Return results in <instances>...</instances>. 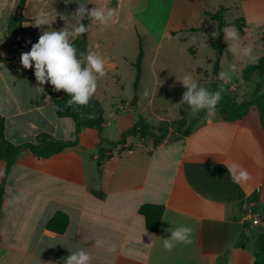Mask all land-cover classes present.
Masks as SVG:
<instances>
[{"label": "crops", "instance_id": "obj_1", "mask_svg": "<svg viewBox=\"0 0 264 264\" xmlns=\"http://www.w3.org/2000/svg\"><path fill=\"white\" fill-rule=\"evenodd\" d=\"M108 6L118 8L117 22L102 29L89 19L86 38V54L95 52L106 62V75L94 94L103 108V137L119 139L142 113L128 107L124 97L115 99L123 75L134 81L139 39L143 56L137 91L150 88L143 107L148 114L143 117H156L152 126L175 120L163 106L153 105L157 86L181 85L177 79L189 73L198 83H209L217 55L213 33L219 34L218 21L210 16L215 12L225 23L215 81L239 101L263 93L264 79L256 74L245 79L242 70L264 54V0H110ZM77 7V0H25L22 6L19 0H0V116L4 136L13 143L34 141L43 131L74 138V121L56 115L50 95L32 68L22 67L20 57L21 46L28 40L30 51L48 28L32 26L38 10L57 13L51 28L59 30L76 22L72 14ZM236 19L244 22L241 33L232 24ZM229 27L237 30L243 46L252 47L254 62L227 51L224 29ZM233 64L236 71L230 69ZM221 71L230 76L228 82L219 80ZM51 90L59 95L53 86ZM199 113L191 119L187 135L169 128L156 145L153 137L138 134L126 137L128 149L102 143L113 155L103 161L100 178L99 135L94 128H80L76 145L48 158L20 156L5 181L0 264H64L71 252L81 249L92 256L91 264H252L256 238L264 230L261 114L256 104L237 120H226L217 106L212 115L207 110ZM179 114L177 119L184 118L183 110ZM233 163L248 171L247 182L234 181L227 169ZM4 167L0 160V179ZM144 202L164 205L156 232L145 228L137 211ZM56 210L69 217L63 233L45 227ZM179 225L192 227V243L165 250L163 239L170 236L165 230ZM97 240L102 246H96ZM112 245L116 251H107Z\"/></svg>", "mask_w": 264, "mask_h": 264}, {"label": "clouds", "instance_id": "obj_2", "mask_svg": "<svg viewBox=\"0 0 264 264\" xmlns=\"http://www.w3.org/2000/svg\"><path fill=\"white\" fill-rule=\"evenodd\" d=\"M69 2V0H65ZM78 7L72 14L76 21L72 25H66L64 28L54 30L51 28L52 23L57 18L45 8L38 10L33 16L32 26L41 28L47 25V30L42 29V34L38 42L32 44L30 51L22 53L20 63L24 69L34 67V75L40 85L49 83L54 90L59 92L63 90L70 100L69 105L78 104L81 106L88 105L90 99L94 96L98 87V80L106 75V62L95 52L87 54L80 53L79 58L77 49L72 41L88 31V28L82 22L85 18L99 23L102 29L116 23L119 17L118 8L109 7L110 0H77ZM95 4V7L88 9L87 4ZM64 19V17H61ZM217 34L214 32L213 37ZM193 40L196 38L193 37ZM224 40L228 44L227 51L238 57L240 60L254 62L256 57L253 55L251 46H243L240 43V36L234 27L224 29ZM204 46H207L206 43ZM231 71H236V65L230 66ZM219 80L228 82L230 76L228 73L221 71L218 74ZM186 89L181 97V104H185L193 112L207 110L209 115L214 114L216 105L221 99L223 88L215 92H209L206 88L201 87L193 78L192 74H185L182 78L177 79ZM89 118H92L91 116ZM232 174L235 182H247L251 177L246 169L240 168L233 163L227 168ZM237 169H239L237 173ZM170 236L163 239V247L167 251L173 250L177 244L188 245L192 243L193 229L187 225H179L166 229ZM97 247L102 246L103 242L95 241ZM109 252H115L116 247L112 245L107 249ZM92 256L81 249L71 252L64 264H91Z\"/></svg>", "mask_w": 264, "mask_h": 264}, {"label": "trees", "instance_id": "obj_3", "mask_svg": "<svg viewBox=\"0 0 264 264\" xmlns=\"http://www.w3.org/2000/svg\"><path fill=\"white\" fill-rule=\"evenodd\" d=\"M25 0H19V6L24 4ZM212 18L217 19L218 21V30L220 34L221 27L225 24L221 19L218 12L210 14ZM89 18H85L82 22L87 27V23ZM238 32L241 33L243 31L244 22L236 19L233 23ZM86 38L87 32L80 35L76 39L72 41V44L77 49V55L79 58L80 53L86 54ZM264 39V32H263ZM30 43L27 40L25 45L21 46L23 53L27 52L26 46ZM214 47L221 51V45L218 43H214ZM143 56L142 44L139 39L138 43V53L135 61L133 62V67L135 69V78L133 81V85L136 88L138 86V80L141 73V59ZM214 72L217 71L218 64L215 63ZM34 72V67L32 68ZM256 74L264 79V54L258 58V60L253 63L247 65L242 70L243 78L247 79L250 75ZM216 83V82H215ZM43 89L47 92L55 106V113L58 117H69L74 121L75 124V134L73 139H60L52 136L48 132H39L34 141H25L22 143H13L7 140L4 136V118L0 116V160L5 162V167L3 174L0 179V216L2 213V203L4 196V188L5 181L7 178V174L9 172L12 164L23 154L32 153L35 156L48 158L53 154H56L62 151L67 146H74L78 142L79 130L82 127L94 128L99 135V143L97 146V172L98 177L100 178L102 174V164L103 161L113 155L111 151L112 148L105 149L101 146L102 143L106 142L111 147L119 146V151L122 149H128L131 145L125 146L126 137L129 135L138 134L141 138L153 137V144L156 145L160 139H162L168 132L167 121H162L158 124L157 127L152 126L150 123L146 121V119L137 115L134 123L122 131L121 137L117 140H109L102 136V130L104 127V118H103V108L99 100L93 96L88 105L81 106L78 104L69 105L68 101L70 100V96H68L63 90L59 91L58 96H54L52 94L51 85L49 83L43 84ZM219 89L213 90L218 91ZM256 104L258 110L261 114V123L264 129V95L260 93L257 97L251 100L239 101L235 96L226 94L224 92L221 93V99L216 105L220 108L223 117L226 120H237L243 117L249 110L250 106ZM206 110H202L199 115H202ZM92 118H89V117ZM177 123V131L181 135H187L191 129L192 121L186 124L185 119L182 117L174 121ZM184 126V129H181ZM95 194L101 196L102 192L99 190L95 191ZM138 213L141 214L144 218L145 228L148 231L156 232L159 228V224L161 221V217L164 211V205L160 203H150L144 202L138 206ZM69 222V217L67 213L62 210H56L53 215L46 222L45 227L56 233H63L67 228ZM243 242L240 241L241 245ZM253 259L252 264H264V230L258 234L255 241V249L252 253Z\"/></svg>", "mask_w": 264, "mask_h": 264}, {"label": "rangeland", "instance_id": "obj_4", "mask_svg": "<svg viewBox=\"0 0 264 264\" xmlns=\"http://www.w3.org/2000/svg\"><path fill=\"white\" fill-rule=\"evenodd\" d=\"M214 40L216 43L219 44L220 34H218V36L215 37ZM216 51H217V55L215 56L214 63H213V72L209 75V78H210L209 83H198L201 87L206 88L209 92H214L213 90L221 89L224 87L221 83L217 81H213L212 79L213 75L215 74L214 72L215 63L218 64L217 59H218L219 52L217 49ZM115 88L117 89L118 95H119L118 97L115 98L116 100H118V102L120 101V98L124 97L123 102L128 107L133 108L135 111L141 110L142 111V113H140L141 116H145L148 114V109L145 108L143 110V107H144V102L147 101V99L150 96V88H142L141 90L137 91L138 90L137 87L136 88L134 87L133 82L129 80V76L127 75L126 76L123 75L121 82ZM161 90L163 92L162 97L159 96ZM184 91H186V89L182 86V84L181 85L173 84L168 88L157 86L156 96L152 98L154 106H158V105L163 106L162 108L166 111L167 116L171 119H175V120H171L170 122H167V125L169 128L177 129L178 124L175 123L174 121H176V119L179 118V115H180L179 112L181 110H183L184 119H188L190 121H192L191 119L197 116V114L200 111H202L200 110L199 112H193L190 108H188L187 105L180 103L181 97ZM134 95H136V97L139 95L138 97L139 102L136 105L131 106L129 105V102L131 101ZM146 121L151 124H156L158 120L156 119V117H153L148 120L146 119ZM190 121L188 123H190ZM157 126H154V127H157ZM182 129H184V126H182Z\"/></svg>", "mask_w": 264, "mask_h": 264}, {"label": "water", "instance_id": "obj_5", "mask_svg": "<svg viewBox=\"0 0 264 264\" xmlns=\"http://www.w3.org/2000/svg\"><path fill=\"white\" fill-rule=\"evenodd\" d=\"M19 11H20V8L18 9V14H19ZM214 81L216 80V76L215 74L213 75V78H212ZM263 95H264V90H263ZM136 95H134L130 101V105H135L136 104Z\"/></svg>", "mask_w": 264, "mask_h": 264}, {"label": "built area", "instance_id": "obj_6", "mask_svg": "<svg viewBox=\"0 0 264 264\" xmlns=\"http://www.w3.org/2000/svg\"><path fill=\"white\" fill-rule=\"evenodd\" d=\"M189 1H195V0H189Z\"/></svg>", "mask_w": 264, "mask_h": 264}]
</instances>
